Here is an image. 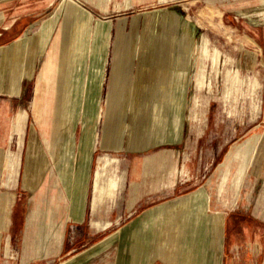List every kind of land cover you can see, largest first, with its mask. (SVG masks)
Instances as JSON below:
<instances>
[{
    "label": "rangeland",
    "instance_id": "374dc122",
    "mask_svg": "<svg viewBox=\"0 0 264 264\" xmlns=\"http://www.w3.org/2000/svg\"><path fill=\"white\" fill-rule=\"evenodd\" d=\"M42 20L52 28L48 41L42 35L44 25L40 42L1 74L0 201L7 197L5 221L0 223L3 251L8 239L15 242L20 236L32 212L40 217L55 212L51 221L61 228L58 211L36 208L43 201L71 203V193L77 203L83 186L87 189V222L106 223H93L102 229L111 222L107 231L93 228L100 236L114 235L101 245L102 256L109 262L119 246L123 226L149 208L153 209L151 221L155 218L163 231V249L180 251L177 262H185V256L190 259L192 250L193 264H222L218 253L224 255L233 243L227 241V234L222 240L219 225L214 224L221 213L227 219L235 214L255 219L252 228L260 230L264 239V0H57ZM56 37L60 40L57 72L48 86L39 83V77ZM196 44L199 49L195 53ZM164 56L170 58L169 64H163ZM120 59L125 63L115 64ZM149 59L150 72L137 107L134 87L142 64ZM116 68L127 71L117 81L113 76ZM165 72L170 74L169 81L162 80ZM161 91L169 94L170 100L156 119ZM111 95L122 100L123 108L119 127L107 141L105 118L98 120V115L107 109ZM70 99L74 103L63 104ZM146 112L150 116L147 127ZM46 123L47 134L43 130ZM54 126L64 133L62 163L55 161L48 145ZM95 134L98 142L90 166L85 167L80 158L78 170L61 179L62 165L67 166L80 148L94 144ZM30 151L40 155L29 164ZM104 155L118 159L105 178L114 175L120 182L124 172L125 179L94 211V173ZM138 159L145 176L131 179ZM32 163L37 167L26 177ZM87 173L86 180L83 175ZM137 187L153 194L144 200L143 209L128 219V195ZM77 204L71 205L76 208ZM127 229L137 230L138 226ZM64 230L68 238L74 237L72 228L63 226ZM237 244L238 255L251 248L249 242ZM252 244L264 249V241ZM15 251L19 264H61L73 256L33 260L26 257L25 247L13 245L11 254L17 256ZM164 254L172 257L170 250Z\"/></svg>",
    "mask_w": 264,
    "mask_h": 264
},
{
    "label": "crops",
    "instance_id": "0c3cea01",
    "mask_svg": "<svg viewBox=\"0 0 264 264\" xmlns=\"http://www.w3.org/2000/svg\"><path fill=\"white\" fill-rule=\"evenodd\" d=\"M56 1L57 0H0V49L13 48L18 45H26V47H28L29 45L33 46L34 43L38 44L41 37V27L46 24V21L42 19L48 15L52 3ZM0 96L2 97V94H0ZM138 161L141 160L138 159ZM144 176L145 174L143 170H139L138 175L135 176L134 169H132L129 177H131V179H137ZM85 190L84 195L80 191L81 197L77 198V201H79L77 202L78 204L75 203L76 199L74 198V195H72L74 193H71L69 197L71 203L43 201L40 205L41 207L36 208L37 210L58 211L57 219L61 218L63 220L61 228L54 226L51 221L52 218H55L54 216H56L55 212L46 217H40L39 213L32 212L26 219L20 236L17 237L15 242L12 238L8 239L4 251L2 250V236H0V264H19L18 252L15 251L17 256L11 254L13 245H16L17 249H19L20 246L22 250L23 247H25L24 253H26V257H31L33 260L45 259L55 255H64V257H71L73 255L71 257L73 258L89 251V255L78 264L181 263L175 260L177 253L180 252L178 249L173 250L165 245V248L168 247V249H163L164 240L161 234L163 231L160 227H157L155 218H153L154 222L153 220L151 221V218L149 217L151 208L147 210L145 209L139 217L132 219L131 222H128L123 226L119 239V246L112 262L104 259V256H102L103 251H101L103 247L98 249L94 248L98 245V241L109 236H105L106 234L100 236L96 231H93V228L104 232L109 229L111 222H107L109 223V226L105 229L94 227L93 223L98 221H93L92 223L87 222V208L84 204L87 196V189ZM152 194L153 192L151 191H142L140 187H137L136 191L134 190L129 193L128 197L130 198V201L128 202L129 207L126 211L128 219L143 209L147 203L144 202V200ZM71 204H77V207L73 208ZM75 209H78L77 213L74 212ZM254 220L252 221L255 222ZM47 221L51 223H46ZM252 221L245 219L238 214L229 217V219L224 217V230L223 237L221 238L225 241L227 234L229 236L227 241H231L233 244L226 252H224V255H221L223 257L222 264H264L263 245L262 249H259L258 247H253L252 244L253 242L257 244L262 243L264 239H262V235L259 233L260 230H257L256 232V229L252 228V226L255 225ZM98 223L101 224V226L106 224L101 222ZM133 225L138 226V229L131 231L127 229L126 231V226L129 227ZM63 226L73 229V238L67 237L65 230L63 231ZM80 233L82 234L80 235ZM79 235L80 237H78ZM186 236L187 235L184 236L185 240ZM176 240L178 241V239ZM76 241H79V244L74 245ZM239 241L246 243L249 242L251 245L249 250L240 255L236 253V250L240 247V245L238 246L237 244ZM168 250H170L172 256L170 259H168L165 254L163 255V251ZM186 252L187 250L185 253ZM190 252L192 255L191 258L189 259L185 256L186 261L181 264H193V252L192 250H190ZM3 254H5V256H2Z\"/></svg>",
    "mask_w": 264,
    "mask_h": 264
},
{
    "label": "bare ground",
    "instance_id": "6f19581e",
    "mask_svg": "<svg viewBox=\"0 0 264 264\" xmlns=\"http://www.w3.org/2000/svg\"><path fill=\"white\" fill-rule=\"evenodd\" d=\"M65 27H68V26H65ZM72 29V28H71ZM52 30L50 24H47L45 25L44 29L42 30V35L44 37V39H47L48 40V37H49V33L50 31ZM72 31V30H71ZM59 34V33H58ZM67 34V32H66ZM67 36V35H66ZM67 38V37H66ZM168 46H167V51H170V45H171V38L169 39L168 41ZM98 43V42H97ZM100 43V41H99ZM59 44H60V40L59 38L56 37V42L55 44L53 45V48L51 50V52L49 53L48 55V58L44 64V67H43V73L41 74V76L39 77V83L40 82H45L46 85L50 86L49 83L51 81H54L55 79V75H56V72H57V59H58V52H59ZM65 45V44H64ZM98 45V44H97ZM15 47V46H14ZM7 48V49H0V81L2 79V72L5 73L6 70H8L12 65L14 66L18 59L22 56H24V53L26 50H30L33 46H28V47H23L22 49L19 48L18 46H16V48ZM66 47V46H65ZM41 48V47H40ZM39 49V47H38ZM65 49V48H64ZM88 49V48H87ZM120 49V48H119ZM138 49V48H137ZM199 49V47L197 46V44L195 45V53L197 52V50ZM100 50V49H99ZM61 51V50H60ZM107 53V52H106ZM194 53V55H195ZM180 54V53H179ZM185 54V53H184ZM104 55V54H103ZM99 56V55H97ZM196 57V55H195ZM60 58V57H59ZM151 59V58H150ZM147 60L145 63L142 64V68L140 69L139 71V82L138 84L134 87V97H135V106L139 107V103H137V99L138 101L140 102V99H142V92L143 90L142 89V86L144 85V80L146 77H148L150 70L148 69V65L146 63L149 64ZM172 59V58H171ZM83 60V59H82ZM126 60V59H125ZM170 58L167 57L165 58L164 56V61L163 64L166 65V64H169ZM185 60V59H184ZM136 61V60H135ZM191 61V60H190ZM172 62V61H171ZM91 63V62H90ZM125 62H123V60H119L118 62H116L115 64L117 65H120V64H124ZM84 64V63H83ZM103 66H104V63H102ZM73 65V64H72ZM87 67V66H86ZM118 67V66H117ZM171 67V65H170ZM105 68V67H104ZM145 68V69H144ZM127 71L125 69H121V70H116L114 71V79H116L115 81H117L120 77H122V75H124ZM101 73V72H100ZM86 74V73H85ZM100 75V74H99ZM101 76V75H100ZM82 77H83V74H82ZM92 77V76H91ZM95 77V76H94ZM163 78L162 80H170V74L167 72H165V74L163 75ZM71 80V79H70ZM130 80V79H129ZM90 82V80H89ZM114 82V81H113ZM132 82V81H131ZM1 83V82H0ZM70 83V82H69ZM94 83V82H93ZM65 87L66 84L62 83L61 82V86ZM91 85V84H90ZM113 85V84H112ZM73 88V87H72ZM94 88V87H93ZM97 89V88H96ZM114 90H116V87L113 88ZM112 89V90H113ZM8 90L11 92L13 89L11 88H8ZM72 90V89H71ZM89 90V89H88ZM60 91V89H59ZM91 91V90H90ZM98 91V90H97ZM89 92V91H87ZM95 92V91H94ZM101 92V91H100ZM98 93V92H97ZM161 93V94H160ZM159 93V95L157 96L158 99H157V104H156V110L154 111L155 115H156V119H158V117H161L162 113L164 112V107L166 106V104L169 102L168 99L170 100V98L168 97L169 94H163V92L161 91ZM65 95L67 96V94L65 93ZM65 95H62V96H65ZM99 95V94H98ZM116 96V95H115ZM114 95H111L108 99V104H107V109L106 110H101V112L99 113L98 115V120L99 119H103V117L105 118V140H109L110 139V135L111 133H115V130L119 127V113L122 112V108H123V102L122 100L119 98V97H115ZM96 97V96H95ZM72 99V97H71ZM71 99L70 101H65L63 104L64 105H68L70 102H71ZM89 99V98H88ZM87 102H89V100H86ZM92 101V100H90ZM95 102V100H94ZM71 103H74V102H71ZM48 105H49V108H52V104H51V101L48 102ZM91 105V104H90ZM94 105V104H93ZM92 105V107H93ZM100 105V104H99ZM158 106V107H157ZM72 107H73V104H72ZM82 107V106H81ZM81 107H79L81 109ZM85 109V107H84ZM98 110H99V107H98ZM97 110V111H98ZM40 111V109H39ZM67 111H65V115H64V119L66 118L67 116ZM80 112V111H79ZM143 112V111H141ZM148 112V111H147ZM145 113L144 114V120H145V123H146V127H147V124L148 123V119H149V112L148 113ZM98 113V112H97ZM144 113V112H143ZM153 113V114H154ZM161 113V115H160ZM78 114V113H77ZM132 114L134 117L135 115V110L132 111ZM128 115V114H127ZM149 117H148V116ZM151 115V114H150ZM155 115H152V116H155ZM90 116V115H89ZM91 117V116H90ZM62 118V119H63ZM71 118V117H70ZM92 118V117H91ZM78 119V118H77ZM154 121L156 120L155 118H152ZM161 119V118H160ZM85 121V120H84ZM91 121V120H90ZM65 122V120L63 121ZM160 124V121H158ZM89 123V126L90 128H93L94 127V123ZM112 124H115L116 127H113L111 126ZM154 126L156 125V121L153 123ZM88 125V124H87ZM86 125V126H87ZM22 126V125H21ZM47 127H48V123H46L44 125V132L45 134H47ZM133 127V126H132ZM52 129V127H49V129ZM19 128H17V131H18ZM54 129L55 131L53 130V132H51V142H49V148L51 150V152L53 153V157L55 158V161H60L61 163L63 162V157L62 155L64 154V152L66 151V147L64 145V141L62 140L63 139V135L64 133L62 131H59V128L58 126H54ZM132 131V130H131ZM88 134H89V127H88V130H87ZM94 139H95V143L92 144L91 146H86L87 148L83 147V148H80L79 150V154L77 156L74 155V157L71 159L72 161L68 162L67 163V166L66 165H62V168L61 170L59 171V175L62 178H65L67 179V177H70V173H75L77 170H78V167L80 166V160L83 159V162H85L84 166L87 167L90 166L91 164V159H92V153L96 150V144H97V135L95 134L94 135ZM86 143V141H85ZM21 149V148H20ZM69 149V148H67ZM64 151V152H63ZM37 155H40V152L38 151H30L29 153V164L30 162L32 161V158L35 157L37 158ZM83 156V158H82ZM81 158V159H80ZM118 161V159L116 157H111V156H108V155H104L102 157L99 158V161H98V165H97V168L95 170V173H94V182H93V199H92V208L93 210L95 211L96 209V206L99 204V201L104 199V198H108V197H111L112 194L114 193V191L116 190V188L119 186V184H121V182L125 179V174L124 172L122 173V177L120 179V182H119V179L118 177L116 176H111L109 178H105V175H106V172L108 170V168L111 166L112 163ZM141 163L142 161H135V163L133 164V169H134V175H138L139 173V170H141ZM34 164V167L32 166ZM1 165H3V160H1ZM78 166V167H77ZM2 167V166H1ZM31 169H29L27 172H26V177H30L34 171L33 169H36L37 167V163H32L31 164ZM74 167V168H73ZM86 171H87V168H86ZM3 172V171H2ZM2 175V174H1ZM84 178L87 180L88 179V173L83 175ZM81 179V178H79ZM83 179V177H82ZM82 187V186H81ZM86 189V186H83L81 188V192L83 193V195L85 194L84 191ZM80 192V191H79ZM78 192V193H79ZM242 193V192H241ZM190 201V200H189ZM6 206H7V197H3L0 201V223H3L4 224V221H5V212H6ZM31 209V208H30ZM75 212V211H74ZM217 218L215 219V222L214 224L217 226L219 225V230L221 232V235H223V230H224V217H225V214L221 213L219 214L218 216H216ZM57 218V217H56ZM60 219V218H59ZM78 220V219H77ZM57 221V219H56ZM32 222V221H30ZM109 226V224H107L104 229ZM62 231V230H61ZM119 232V231H118ZM114 235H111L109 237H107L104 241H102L101 243H99L98 245L95 246L94 249H98V248H101L103 246L101 245H105L107 243V241H109L110 238H112ZM117 241V240H116ZM54 242V241H53ZM114 242V241H113ZM112 243V242H111ZM57 244V243H56ZM88 251V250H87ZM89 251L86 252V253H82L80 255H77L73 258H70L69 260L67 261H64L62 262L61 264H78L80 263L86 256L89 255ZM219 254V257H221V252L218 253Z\"/></svg>",
    "mask_w": 264,
    "mask_h": 264
}]
</instances>
